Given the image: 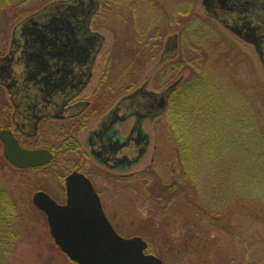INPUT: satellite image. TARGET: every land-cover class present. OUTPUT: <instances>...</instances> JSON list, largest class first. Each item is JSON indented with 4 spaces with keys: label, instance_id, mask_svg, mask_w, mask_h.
Returning a JSON list of instances; mask_svg holds the SVG:
<instances>
[{
    "label": "rangeland",
    "instance_id": "1",
    "mask_svg": "<svg viewBox=\"0 0 264 264\" xmlns=\"http://www.w3.org/2000/svg\"><path fill=\"white\" fill-rule=\"evenodd\" d=\"M47 1L49 0H17L16 5L19 4V6L16 10L8 8L4 13V17L0 18V55L8 52L11 47V36L15 28L14 23L11 22L9 24L8 21L10 19L14 20L16 17L19 20L20 18L29 16L28 14L36 10L40 5H44ZM145 1L153 0H142V2ZM159 1L161 2L159 7L162 10H158L157 19L161 25L165 24L167 12L171 14V19H174L172 13L181 11L184 8L183 5L187 6L186 3L180 5L176 0ZM202 1L198 0L195 7H193L195 12L206 20L208 28L204 30H207V33L203 30L199 34L198 39H193L189 31L182 37L180 33L181 26L178 24L177 26L175 24L176 27L172 25L168 30L164 27L159 44L157 43V39L152 42L156 43V46L153 48L152 56L148 57L147 65L144 67V72L138 85L146 79L152 80L157 74L163 65H159V56L165 46L167 37L177 33L179 53L175 60H171L173 63L174 61L178 63L180 56L184 54L189 61L198 59L196 62L200 61L203 65H210L215 69L228 66L229 70L226 72V77L236 76L240 84L251 82V84L255 85L257 82H261L264 90V65L260 60L256 47L208 15ZM101 5L100 10L102 14L96 17L95 27L106 36V41L98 57V71L104 69L112 53L118 57L123 55V66L128 63V58L129 62L131 61L130 49L134 50L138 42L137 39H134L137 32L133 30H136L137 26L144 27L146 23L145 15L148 14V12H140L137 17L133 18L130 12L127 11L126 6L115 8L110 4H106L104 0H101ZM178 17L180 19L182 16ZM6 18H8V21ZM126 46H129V48ZM126 51L129 52V55H124ZM168 62L169 60L165 63ZM123 66L120 64L113 67L117 68L119 72V69ZM189 73V69L183 68L179 72L173 73L170 82L174 78L178 79L181 76L185 79ZM152 86L153 84L150 87ZM8 98L7 91L0 87V129L8 126L10 123L5 117L7 113L4 111L2 103L4 100L8 101ZM98 119L99 116H95L88 127H93ZM132 123L133 119H129L125 126H123L122 132L126 133ZM161 128V117L154 121H144V131L150 136V145L141 161L127 171L114 170L112 172H105L111 176L110 180H108V186H106V206L118 232L125 237L142 236L147 240H151L157 249L161 248L160 244L163 243L161 240L167 239H170L176 248H180V245L184 244L187 238L190 239V235L193 234V239L189 240V243L190 245L194 244L195 247L200 249L198 257L192 256L180 259L176 264H264V210H260L257 207V205L264 203V192L258 190V194L254 195L256 177H252V174L255 171V167L247 163L239 164L237 162L233 166V171L228 174L229 165L222 164L218 166V171L221 172L219 184L225 187L227 184V182L223 183L226 181L225 176L228 174L229 177H232L231 182L229 181V185L226 187L227 192L230 194V197H226L228 198L226 200L227 208H223L228 214L226 213L225 216L220 215L218 218L219 222L221 221L225 224V229L222 230L219 227L210 228L206 224L205 226H201L200 230L195 234L196 232L194 233L188 227L189 225L185 220V218L196 215V210L191 208L194 207V204L190 207L186 204L188 211H185L183 207L184 202H179L181 204L176 203L173 209L167 211L165 205H162L163 197H159L163 193H159L160 190L155 188L157 197L156 199H152V194L148 191L151 189L152 183H147L145 178L139 179L136 177L137 172L139 173L142 169H146L155 155L156 168L163 175V179H168L169 176L172 177L173 171L179 169V166H176L172 161H167L164 157L159 156L158 145L161 141ZM86 133L87 130H84L81 138L85 137ZM236 159L234 157L233 160ZM168 162H172V164L169 166V164L167 165ZM204 162L205 170L201 172L199 182H197L198 185L196 183L195 185L193 184L196 189L198 187L204 188V193L202 192L201 194L199 192L201 196L208 194L206 191L212 187L213 183L211 172L208 169V161ZM241 171L245 174L252 171L250 179L246 175L244 178V180L248 179V185L242 184L244 180L241 181L242 177L239 175ZM0 172L9 185L12 182L11 175L15 174L14 185H20V189L18 188L17 192L21 200L27 203V208H24L25 211L22 216V241L18 244L12 264H58L63 260V256L54 250V246L51 248L52 242L47 236L48 224L46 216L34 208L32 196L37 190L45 189L56 198L62 200V178L59 179L50 170H29L17 173H11L15 172L14 170H1ZM48 173H51V176ZM100 173H103V171ZM121 173L128 175H126L125 179L120 180ZM259 174L262 173L259 172ZM142 176L144 177L143 174ZM49 178L50 180H48ZM180 180L184 179L180 178ZM15 187L14 189L16 190L17 187ZM99 188H104V184L101 183ZM192 193L197 194V190L194 189ZM155 194H153V197ZM212 203L214 204L215 202ZM155 224L159 228L156 229ZM187 244L188 241H186ZM194 245L190 249H193ZM146 252L151 253L148 248Z\"/></svg>",
    "mask_w": 264,
    "mask_h": 264
},
{
    "label": "trees",
    "instance_id": "2",
    "mask_svg": "<svg viewBox=\"0 0 264 264\" xmlns=\"http://www.w3.org/2000/svg\"><path fill=\"white\" fill-rule=\"evenodd\" d=\"M16 1L0 0V18L4 17L8 8L12 10L18 8L19 4L16 5ZM197 1L176 0L180 5L186 3L187 6L183 5L184 8L181 11L172 13L174 19H171V14L167 12L165 24L161 25L157 19L158 10H162L159 7L161 5L159 0L145 2L142 0H104L106 4L115 8L126 6L133 18L137 17L140 12H148L145 15L144 27L137 26L136 30H133L137 32L136 36H142L140 39L143 43L144 57L151 56L155 46L150 45V48L148 43L151 44L161 37L164 27L168 30L172 25L176 27L178 24L181 26L182 37L189 31L193 39H198L201 31L208 28V24L195 12L194 7ZM178 16L182 17L179 19ZM11 22H13L12 19L8 21L9 24ZM204 32L207 33V30ZM150 39L151 42H149ZM197 60L189 61L187 56L182 54L180 61L175 63V72L187 68L190 73L175 89L169 107L162 116V135L158 145L159 156L172 161L179 166V169L173 171L172 177L163 179V175L156 168L157 164L153 163L143 173V178L147 180V183H152L151 189L148 190L152 194V199L157 197L155 194V188H157L160 190L159 193L164 195L161 194L159 197H163L162 205H165L167 211L173 209V206L179 202H184L185 211H188L186 204L189 207L194 204L191 208L196 210V215L185 218V220L189 225L187 226L194 233L196 232L195 234L201 226L206 224L210 228L225 229V224L219 222L218 218L227 213L223 208H227L228 198L226 197L230 195L226 187L232 177L228 174L233 171V166L237 162L255 167L252 174V177H256L254 195L258 194V190L264 192V90L261 82L255 85L251 82L240 84L236 76L226 77L228 66L215 69L213 66L203 65L200 61L196 62ZM1 148L0 142V171H15L11 173L26 171L12 167L3 157ZM234 157L237 159L233 160ZM206 160L213 183L212 187L206 191L208 194L201 196L200 193H204V188L196 189L194 185L199 182L201 172L205 170L204 161ZM172 162H168L167 165L170 166ZM222 164L230 166L225 176L226 181L223 182H227L225 187L219 184L221 172L218 171V166ZM251 173L252 171L246 174L241 171L239 173L242 177L241 181L244 180L245 175L250 179ZM14 177L15 174L11 175L12 185H9L0 172V264H12L18 244L22 241V216L27 203L21 200L17 192L20 185H14ZM247 180L245 179L242 184L248 185ZM194 189L199 195L192 193ZM153 194H155L154 197ZM257 207L264 210V203ZM34 208L37 210L35 206ZM155 227L159 228L157 224ZM47 236L52 242L51 248L54 246V250L63 256V260L58 264H78L53 243L48 230ZM190 236L191 238L186 240L188 244L186 245L184 241L180 248H176L173 242L167 239L161 240L163 241L162 244L159 243L161 248L157 249L152 241L148 240V250L160 256L165 264H176L180 259L192 256L197 258L200 249L194 244L190 245L189 240L193 239V234ZM192 245L194 248L190 249Z\"/></svg>",
    "mask_w": 264,
    "mask_h": 264
},
{
    "label": "flooded vegetation",
    "instance_id": "3",
    "mask_svg": "<svg viewBox=\"0 0 264 264\" xmlns=\"http://www.w3.org/2000/svg\"><path fill=\"white\" fill-rule=\"evenodd\" d=\"M54 1L57 0L47 1L28 15L37 14ZM97 1L98 6L90 17L88 29L91 33L103 36L99 51L92 58L91 52L95 46L92 48L90 44H86L88 36L81 35L78 31L73 37L76 43V51L70 53L66 58H51L46 55L47 71L42 75L48 74L51 77L50 80L55 85L54 89L44 88V85L39 83L41 74L32 72V64L26 60L27 52H31V48L25 46L26 40L14 34L11 36V46L14 43L16 47L13 51L10 47L8 52L0 55V58L7 55L11 58L10 64H6L8 69L6 75L11 87H7L0 80V87L7 91L9 97L8 101L4 100L2 103L3 109L7 113L5 117L10 123L8 126L2 127L0 131L10 130L24 149L51 152L53 158L49 163L28 168L26 171L50 170L53 175L59 179L62 178L63 198L62 200L56 198L45 189L37 191H45L58 203L64 204L67 199L66 179L71 173L79 172L90 179L100 197L106 216L114 224L106 206V186H108V180L111 176L105 172L130 170L144 157L136 163L129 164V161L140 148L141 135L136 131L133 132L138 116L132 113L125 120H121L119 116H122L123 112L118 111V108L120 109V104L124 98L140 89L159 93L176 82L177 78L171 82L170 79L173 73L175 74V61L173 63L171 60H175L177 54L163 58L166 40L159 56V65H163L152 80L146 79L138 85L144 67L147 65L148 57H144L145 52L140 39L142 37L135 36L134 39H137L138 42L136 41L137 45L134 50L130 49L131 61L129 62V58L127 60L129 65L126 63L123 66V55L118 57L112 53L104 69L98 71V57L104 47L106 36L95 27L96 17L102 14L100 10L102 7L101 0ZM84 12V8L80 7L73 11L74 28L79 27ZM65 14L60 12L57 16H65ZM29 16L19 20L16 17L13 20L14 28ZM170 36L172 35H169L167 39ZM160 38L162 37L157 38L158 44ZM60 39L65 40L63 37ZM151 41L150 39L149 42ZM82 44L87 51H81ZM150 45L156 46L155 43H148L150 48ZM124 55H129V52L126 51ZM167 60L169 62L165 63ZM120 64L123 67L118 72V69L113 66ZM167 66H169V70ZM150 84L153 86L150 87ZM173 93L174 91L170 94L169 100ZM126 109L124 107L122 110L126 111ZM97 115L99 116L97 123L89 128L88 125ZM162 116L161 113L144 118L142 120V134L145 132L144 121H154L162 118ZM129 119H133V123L129 130L123 133V126ZM84 130H87V133L85 137L81 138ZM155 161L156 155L152 157L151 163L146 169ZM146 169L137 172L136 177L143 179L142 174ZM101 171L103 173H100ZM51 173L48 174L51 176ZM126 175L128 174L121 173L119 179H125ZM101 183L104 184V188H99ZM114 226L117 229L115 224Z\"/></svg>",
    "mask_w": 264,
    "mask_h": 264
},
{
    "label": "water",
    "instance_id": "4",
    "mask_svg": "<svg viewBox=\"0 0 264 264\" xmlns=\"http://www.w3.org/2000/svg\"><path fill=\"white\" fill-rule=\"evenodd\" d=\"M209 15L214 16L229 30L255 45L264 65V0H203ZM98 6L97 0H57L37 14L29 16L15 29L14 35L26 40L27 62L32 64V72L41 74L39 83L46 89H54L51 77L42 75L47 71L46 55L51 58H66L76 51L73 37L80 31L87 35L93 58L103 42V36L88 29L92 13ZM84 8L79 27L74 28L73 11ZM60 12L65 16H57ZM65 38L62 41L60 38ZM31 41V42H30ZM16 47L13 43L11 51ZM178 35L167 39L163 58L178 53ZM81 51H87L80 47ZM28 50V49H27ZM11 58H0V80L11 87L6 75ZM23 76V74H22ZM182 77L162 92L156 93L140 89L123 99L118 111L125 120L132 113L138 116L133 132L141 135L140 148L129 161L138 162L147 152L149 134H142V120L161 114L168 105L169 96ZM50 93V92H49ZM127 108L123 111V108ZM122 110V111H121ZM140 110V111H138ZM5 159L17 168L42 166L52 160L46 150H27L20 146L10 130L0 131ZM67 199L65 204L56 202L45 191L33 195V204L47 216L49 233L55 244L72 261L78 264H164L153 253H146L148 242L142 236L124 237L114 228L106 216L100 197L89 178L79 172L71 173L66 179Z\"/></svg>",
    "mask_w": 264,
    "mask_h": 264
}]
</instances>
